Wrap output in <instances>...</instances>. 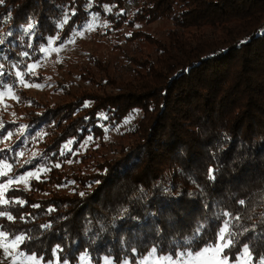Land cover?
<instances>
[{"label":"trees","instance_id":"16d2710c","mask_svg":"<svg viewBox=\"0 0 264 264\" xmlns=\"http://www.w3.org/2000/svg\"><path fill=\"white\" fill-rule=\"evenodd\" d=\"M91 13L109 33L162 20L172 29L166 41L129 37L156 50L155 59L133 58L131 80L111 78L96 61L109 87L86 68L82 78L96 89L64 90L54 104L29 96L16 73L37 80L28 69L42 49L68 40ZM0 39V89L11 88L22 107L0 119V162L11 165L2 181L43 169L0 204L16 217H0V226L32 237L20 252L60 264L85 254L92 264L137 263L154 247L177 258L216 243L230 220L238 243L225 250L229 260L246 242L264 255V0H4ZM136 111L130 142L112 156L78 152L84 142L104 145L106 129Z\"/></svg>","mask_w":264,"mask_h":264},{"label":"rangeland","instance_id":"374dc122","mask_svg":"<svg viewBox=\"0 0 264 264\" xmlns=\"http://www.w3.org/2000/svg\"><path fill=\"white\" fill-rule=\"evenodd\" d=\"M108 28L109 24L104 18L91 13L89 20L80 29L75 30L68 40L59 45L51 41L44 48L47 51H43V57L35 63L38 67L34 73L30 72L38 79L27 81L28 84H40L43 87H28L23 84L28 95L41 102L54 104L59 102L64 90L76 91L78 88L96 89L93 83H86L82 78L86 68L93 73L98 83L109 87L106 86L107 80L105 74L95 65L96 61L107 65V73L111 78L117 81L131 80L134 77V72L131 71L133 58L150 59L149 57H152L155 59L156 50L154 46L145 41H134L129 37L133 33L140 31L151 34L158 40L166 41L167 33L172 29V24L167 20H162L151 24H138L135 28L124 27L111 33L107 30ZM80 33H83V35H80ZM8 89L9 87L0 89V93L5 94L3 101L0 102V119L19 117V113L22 111V107L18 101L8 94ZM140 116L141 112L136 111L126 117L115 129H106V136L103 141L104 145H93L91 142H84L81 145V150L78 152L81 155L92 152L90 156L92 160L101 159L103 155L112 156L121 146H125L130 142L129 133ZM70 142L66 148L68 151H71L73 147V142ZM4 163L6 162H0V171L5 170L3 169ZM71 166L84 169L83 164H72ZM37 175H39L38 172ZM3 177H0V182H3ZM26 179V183L16 182L9 185L8 188L12 186L25 187L35 177H27ZM0 198L4 199V194ZM17 251L20 252L19 248ZM82 257L84 258H80L78 264H92L88 255L85 254ZM163 257L165 256H158L157 253L153 255L151 251L147 257L139 260L137 263L128 262L129 264H145V261H147V264H189V257L187 255L183 258L180 256L173 258L172 261H165ZM110 260L112 264H117L112 259ZM231 262L235 264V261ZM0 264H12V259L6 258L2 250H0ZM18 264H30V262L24 259V254L22 253ZM51 264H56V261L51 262ZM102 264H105L104 260ZM120 264H124V262Z\"/></svg>","mask_w":264,"mask_h":264},{"label":"snow or ice","instance_id":"6c2138e0","mask_svg":"<svg viewBox=\"0 0 264 264\" xmlns=\"http://www.w3.org/2000/svg\"><path fill=\"white\" fill-rule=\"evenodd\" d=\"M4 0H0V4H3ZM74 14V13H73ZM68 16L65 15L64 21L60 24V27H63L64 23H67ZM35 27V23H29L27 28L25 29V33L31 32L32 29ZM11 33H9L10 35ZM80 35H83V33H80ZM0 43H3V39H0ZM42 51H47V49H42ZM24 56H27L28 53H23ZM2 67V65H0ZM38 67V65L33 64L29 66V72L34 73L35 69ZM17 76L20 78V82L28 87H38L42 88L43 85L40 84H28L27 81L24 79V73L18 72L16 73ZM8 94L12 96L13 99H16L17 101L20 99L18 96H16L11 88L8 89ZM4 93H0V102L4 99ZM88 106L87 104L85 105ZM0 128H3V124L0 123ZM12 132H7L6 139H10L12 137ZM91 139V137H89ZM71 143V142H70ZM67 148V145H65ZM21 156H23V153H20ZM60 165H56V167H59ZM4 171H0V177L7 176L8 172L11 171V165L4 163L3 164ZM43 171V169H38L37 172ZM214 170H209V179L214 180L215 176L212 174ZM37 172L29 171L26 174L20 175L18 177L10 178L6 182H0V197H3L4 191L8 189L9 185H12L16 182H27V177H35L36 179H39V175H37ZM80 195H84V193H80ZM13 201H10L8 199H2L0 198V204L8 205L9 203H12ZM15 203H19L21 205L25 204L26 202L23 200L15 201ZM239 204L244 205V200H239ZM33 207H39V205H33ZM49 211H52V209H49ZM126 211V210H125ZM220 215L231 217V219H234L236 221L240 220V216L232 217L231 213L224 212ZM0 217H6L9 221H15L16 217L8 213L7 211H0ZM24 217H21L23 219ZM43 227L49 228L51 225H44ZM201 229H197V233H199ZM244 232L250 231L248 228H245L243 230ZM32 237L26 236L25 234H13L10 231L4 230L3 226H0V250L3 251L6 258L12 259V264H18L19 258L22 255V253L18 252L17 249L21 244H24L25 241L31 240ZM188 243H191L189 241ZM238 243V240L235 239L234 234L231 231V221L225 220L223 223V227L220 228L218 232L217 242L216 243H209L205 246L195 250V251H189V252H181L179 253L180 257L183 258L185 255L189 257V264H232V262L229 260V257L225 250H231L236 244ZM60 250V246L57 245L54 251ZM135 251V249H133ZM152 254L154 255L157 252V249L154 247L152 250ZM84 257H81L83 259ZM24 259H26L30 264H51V262H45L42 257H38L34 254H26L24 255ZM172 256H165L163 257V260L165 261H172ZM235 260V264H264V255H253V248L250 247V244L248 242L244 243L242 245V252L239 254V258H233ZM105 264H112V261L109 259V257H104ZM56 264H59V259H57ZM63 264H68V261L65 259ZM124 264H129L128 261H124ZM145 264H147V261H145Z\"/></svg>","mask_w":264,"mask_h":264}]
</instances>
